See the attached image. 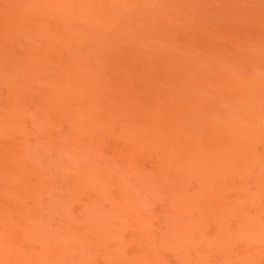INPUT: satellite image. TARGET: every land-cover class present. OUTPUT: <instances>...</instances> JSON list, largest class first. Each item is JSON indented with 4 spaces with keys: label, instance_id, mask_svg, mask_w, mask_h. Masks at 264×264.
I'll return each mask as SVG.
<instances>
[{
    "label": "rangeland",
    "instance_id": "1",
    "mask_svg": "<svg viewBox=\"0 0 264 264\" xmlns=\"http://www.w3.org/2000/svg\"><path fill=\"white\" fill-rule=\"evenodd\" d=\"M0 264H264V0H0Z\"/></svg>",
    "mask_w": 264,
    "mask_h": 264
}]
</instances>
